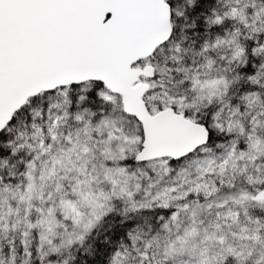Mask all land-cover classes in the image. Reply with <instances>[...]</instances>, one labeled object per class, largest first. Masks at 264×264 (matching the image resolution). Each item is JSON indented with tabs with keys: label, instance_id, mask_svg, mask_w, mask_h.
<instances>
[{
	"label": "snow or ice",
	"instance_id": "snow-or-ice-1",
	"mask_svg": "<svg viewBox=\"0 0 264 264\" xmlns=\"http://www.w3.org/2000/svg\"><path fill=\"white\" fill-rule=\"evenodd\" d=\"M0 264H264V0H0Z\"/></svg>",
	"mask_w": 264,
	"mask_h": 264
}]
</instances>
